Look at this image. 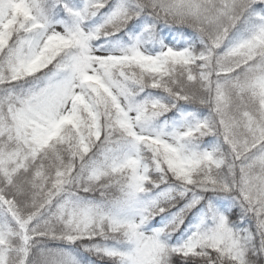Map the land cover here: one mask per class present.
<instances>
[{"label":"snow or ice","instance_id":"snow-or-ice-1","mask_svg":"<svg viewBox=\"0 0 264 264\" xmlns=\"http://www.w3.org/2000/svg\"><path fill=\"white\" fill-rule=\"evenodd\" d=\"M0 264H264V0H0Z\"/></svg>","mask_w":264,"mask_h":264}]
</instances>
